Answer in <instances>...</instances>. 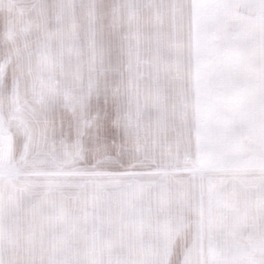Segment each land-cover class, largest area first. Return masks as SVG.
<instances>
[{
  "label": "snow or ice",
  "instance_id": "6c2138e0",
  "mask_svg": "<svg viewBox=\"0 0 264 264\" xmlns=\"http://www.w3.org/2000/svg\"><path fill=\"white\" fill-rule=\"evenodd\" d=\"M208 2L9 5L23 16L0 25V264H264V119L202 106ZM140 24L159 37L133 69L143 89L121 62Z\"/></svg>",
  "mask_w": 264,
  "mask_h": 264
},
{
  "label": "rangeland",
  "instance_id": "374dc122",
  "mask_svg": "<svg viewBox=\"0 0 264 264\" xmlns=\"http://www.w3.org/2000/svg\"><path fill=\"white\" fill-rule=\"evenodd\" d=\"M14 0H0V25L5 21L17 24L23 14L10 12ZM200 25V92L206 112L217 120L242 116L248 122L264 119V9L248 0H209L199 9ZM233 20L234 22L228 21ZM21 25L10 38L23 34ZM125 41L121 62L133 86L144 79L133 69L137 59L147 62L154 55L159 37L147 24H140ZM55 56L56 53L54 52ZM167 74L161 72L159 86L166 85ZM133 102L135 94H133ZM60 223H58L59 225ZM57 225V226H58ZM58 232V231H57Z\"/></svg>",
  "mask_w": 264,
  "mask_h": 264
},
{
  "label": "crops",
  "instance_id": "0c3cea01",
  "mask_svg": "<svg viewBox=\"0 0 264 264\" xmlns=\"http://www.w3.org/2000/svg\"><path fill=\"white\" fill-rule=\"evenodd\" d=\"M228 21L234 22L233 20H229V19H228ZM20 220L23 224V227L19 233L18 239L21 242H28L31 239V234L27 230V225H28L29 221L24 216H21ZM58 223H60V224L58 225ZM65 227H66V225H65L64 221L62 219H57L54 221V223L52 225V231L56 235H63L65 232Z\"/></svg>",
  "mask_w": 264,
  "mask_h": 264
}]
</instances>
